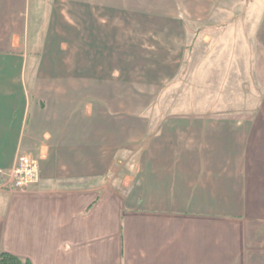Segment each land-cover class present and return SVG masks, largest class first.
I'll use <instances>...</instances> for the list:
<instances>
[{
    "label": "crops",
    "instance_id": "0c3cea01",
    "mask_svg": "<svg viewBox=\"0 0 264 264\" xmlns=\"http://www.w3.org/2000/svg\"><path fill=\"white\" fill-rule=\"evenodd\" d=\"M245 2L202 48L198 96L217 107L147 112L111 74L127 27L95 14L110 3L47 16L45 0H0V170L19 154L40 168L29 191L0 190V255L264 264V0Z\"/></svg>",
    "mask_w": 264,
    "mask_h": 264
},
{
    "label": "rangeland",
    "instance_id": "374dc122",
    "mask_svg": "<svg viewBox=\"0 0 264 264\" xmlns=\"http://www.w3.org/2000/svg\"><path fill=\"white\" fill-rule=\"evenodd\" d=\"M111 15L120 21L121 38L114 42L126 64L113 78L128 85V111H186L215 109L201 103L199 75L202 48L213 47L218 27L231 30L232 19L247 15L245 0H105ZM71 0H45V13H70ZM93 8V9H94ZM34 14H38L34 10ZM220 19V20H219ZM221 21V22H217ZM226 23V24H224ZM114 25V24H113ZM209 39L207 40V36ZM207 40V41H206ZM120 46V49L118 47ZM90 77V76H89ZM197 96V97H196ZM219 109H235L247 104H218ZM20 156V154L18 155ZM19 158H22L21 156ZM130 169H128L129 172ZM35 187V186H34Z\"/></svg>",
    "mask_w": 264,
    "mask_h": 264
},
{
    "label": "built area",
    "instance_id": "2783aa9c",
    "mask_svg": "<svg viewBox=\"0 0 264 264\" xmlns=\"http://www.w3.org/2000/svg\"><path fill=\"white\" fill-rule=\"evenodd\" d=\"M10 170H0V190L27 192L40 182V168L37 160L28 155L19 158Z\"/></svg>",
    "mask_w": 264,
    "mask_h": 264
},
{
    "label": "trees",
    "instance_id": "16d2710c",
    "mask_svg": "<svg viewBox=\"0 0 264 264\" xmlns=\"http://www.w3.org/2000/svg\"><path fill=\"white\" fill-rule=\"evenodd\" d=\"M0 264H31L29 261L22 260L12 254L2 253L0 255Z\"/></svg>",
    "mask_w": 264,
    "mask_h": 264
}]
</instances>
